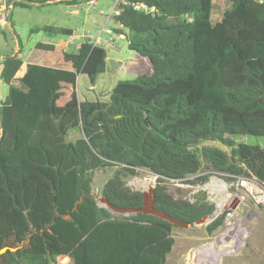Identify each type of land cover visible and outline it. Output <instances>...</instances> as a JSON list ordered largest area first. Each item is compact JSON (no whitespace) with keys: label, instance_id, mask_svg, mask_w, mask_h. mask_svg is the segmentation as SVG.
I'll return each instance as SVG.
<instances>
[{"label":"trees","instance_id":"1","mask_svg":"<svg viewBox=\"0 0 264 264\" xmlns=\"http://www.w3.org/2000/svg\"><path fill=\"white\" fill-rule=\"evenodd\" d=\"M126 2L115 33L147 37L129 41L136 77L117 83L107 101L82 102L76 93L80 74L94 84L106 72V46L86 40L59 51L38 43L27 59L19 52L2 60L8 96L0 106V247L9 249L0 264H168L177 226L99 207L92 185L101 170L119 168L101 192L114 207L142 208V193L125 178L144 169L158 176L155 208L192 224L215 205L203 191L193 201L176 199L166 180L205 184L214 173L230 185L241 176L264 185V147L231 138H264V2ZM80 129L83 137L69 142V132ZM227 214L206 226L208 236Z\"/></svg>","mask_w":264,"mask_h":264},{"label":"rangeland","instance_id":"2","mask_svg":"<svg viewBox=\"0 0 264 264\" xmlns=\"http://www.w3.org/2000/svg\"><path fill=\"white\" fill-rule=\"evenodd\" d=\"M255 1L264 2V0ZM56 6L44 5L39 9L34 8L28 11H22L25 9L16 8L14 14L12 12V28L8 23L4 26L0 22V45H2L5 52L10 53V49H5L7 48L5 47L7 43L9 44V48H13L14 52L16 51V40L18 45H21V51L24 54L22 59H27L31 53H34L35 46L38 43H44L48 39L53 40L56 37L55 33L53 34L40 29L49 24V22L63 21V18L67 14L66 7H61V5L59 7ZM19 11L23 12L24 15L20 23L17 24V12ZM76 11L74 17L78 21L79 34H82L85 29H89L94 37H99L102 32L100 30L105 26V23L104 19L97 16L98 9L88 8L86 0H83L82 8ZM88 14H91L92 18L94 17L98 21L93 23L91 17L87 19ZM219 15L220 11L218 9L213 10L212 18L214 20L218 19ZM113 26L110 23L105 28H111ZM32 30L39 31L33 32ZM2 32L6 34V39L3 37ZM127 32L128 40L119 41L116 38L114 47H104L107 52V69L105 73L96 78L94 84L91 83L87 75L80 74L78 76L76 93L79 100L82 102L107 101L110 97V92L117 83L133 80L136 77L135 74L129 72V68H131L136 56V53L130 49L129 41L144 42L147 35L137 34L132 31ZM106 35L102 33V42L107 41L105 40ZM3 90L2 101H5L8 96V88L4 87ZM82 137L81 129L73 130L69 132L67 140L69 142H75ZM231 138L237 143L264 147V138L243 135L231 136ZM208 144L223 148L220 144ZM118 169L109 168L95 173L92 191L101 207L107 206L101 198L102 188L114 176ZM157 178L158 176L151 172L139 169L137 176L126 177L125 182L134 191L148 193L152 187L157 185ZM192 179L190 178L189 180L191 181ZM190 181L166 180L164 185L176 199L193 201L198 192H206L208 201L215 205V217L220 216L222 211H224L227 194H233L232 185L222 179L221 175L214 173L211 174L209 181L205 184L191 183ZM245 204V207L242 206L243 208L236 212V216L230 217L232 212L228 213L224 225L213 236H208L206 233V224L194 225L190 228L175 227L173 229V237L176 242L173 251L168 256V264H195V258L199 253L205 252L203 246L207 242L214 243L211 244L212 247L209 252L208 264H219L221 257V264H264V208L256 205L252 200H248ZM220 208L222 209L221 212H219ZM111 211L114 216H129L128 214ZM6 249H9V247H4L2 252H5ZM11 250L15 252L14 248H11ZM62 260L63 258H60L58 262Z\"/></svg>","mask_w":264,"mask_h":264},{"label":"crops","instance_id":"3","mask_svg":"<svg viewBox=\"0 0 264 264\" xmlns=\"http://www.w3.org/2000/svg\"><path fill=\"white\" fill-rule=\"evenodd\" d=\"M82 1L83 0H79V2L76 3V4H67V3L59 4L61 2V0L60 1L58 0L55 3H52L50 1H48V2L44 3L41 6H38V5L34 4V5L30 6V8H24V7L12 6V3L8 4L7 0H1L0 1V22L4 26L7 25V20L6 21L4 20V16L5 15L8 16L10 11L13 12V14H14L16 8H22V9H25V10H22V11H28V10H31V9H34V8H38L39 9L40 7H42L44 5H54V6L57 5L56 7H59L61 5V7H64V8L66 7V12H67L65 18H63V21L49 22V24L45 25L41 29L53 27L55 29L64 30L65 33L64 34H60V35H56V37L53 38V40L52 39H48L47 41L44 42V44L53 45L59 51H61V50H64V51L75 50L84 42V40H86V38H87V40H89L90 38H94V36L91 34V31L89 29H85V31H83L82 34H79L80 29L77 26L78 21L75 20L74 16H75V14L77 12L76 10H79V9L82 8ZM91 2H93V4H91ZM86 4H87L88 8L91 7L93 9H98L97 16H99L100 18L104 19L105 26H107L110 23L114 25L113 21H109V20L107 21V16L112 12V9H113V0H105V1H102V0H86ZM13 14L11 15V22L13 21L12 20L13 19ZM23 15H24L23 12H20V11L17 12V16H18L17 24L20 23V20L22 19ZM90 17L93 20V23H96L98 21L94 17L92 18L91 14H88L87 19H89ZM218 17H220V15ZM16 26H18V25H16ZM115 28H118V27H116V25H114L113 27H111L109 29H112L114 31ZM102 29L100 31H102ZM125 34H126V31H123L122 35H119V34L115 33V31H114L112 36L105 34L106 35V39L105 40H108V39H110L112 37H114V39L118 38L119 41L125 40L126 39V35ZM15 42H16V51L15 52L13 51L14 50L13 48H9V44L8 43L5 45V47H7L5 49H7V50L10 49V51H9L10 53L5 52V50L2 48V45H0V60H1L0 74H1V70H2V60L6 57L5 55H8V54H9L8 56H12L13 54L14 55H18L19 52H20L19 57L21 59H22V57H24V54L21 51V45H18L16 40H15ZM24 73H25V66H22L21 70L17 74V77H22L24 75ZM4 87L7 88V86L5 84H3L1 79H0V106H1V103L4 102V101H2ZM242 206L245 207L246 204H240L239 203L237 197L234 195V190H233V194L232 193H228L227 194L226 200H225V206H224V211L225 212L230 213L232 211H239L240 209L243 208ZM221 210L222 209L220 208L219 212H221ZM224 211H222V213ZM211 244H214V243L213 242H207L203 246L205 248V252L204 253H199V255L195 258V264H208V258H209V254H210L209 252L211 251V247H212ZM208 245H209V247H208ZM193 259H192V261H193ZM221 261H222V257H221V260H220L219 264H221Z\"/></svg>","mask_w":264,"mask_h":264},{"label":"built area","instance_id":"4","mask_svg":"<svg viewBox=\"0 0 264 264\" xmlns=\"http://www.w3.org/2000/svg\"><path fill=\"white\" fill-rule=\"evenodd\" d=\"M93 4V2H91ZM127 5L126 0H113L112 12L107 16V21H113L121 13L124 6ZM136 10L140 9V5L134 6ZM4 20H7V16H4ZM105 33L107 35H112L113 31L108 28H103L99 37L90 38L89 40L94 45H101L106 47H114V38L108 39L106 42H102L101 35ZM234 195L237 197L240 204H245L248 200H252L256 205L264 208V185L259 183L254 176L250 177H238L236 181L231 184ZM237 211H232L230 217L236 216Z\"/></svg>","mask_w":264,"mask_h":264},{"label":"water","instance_id":"5","mask_svg":"<svg viewBox=\"0 0 264 264\" xmlns=\"http://www.w3.org/2000/svg\"><path fill=\"white\" fill-rule=\"evenodd\" d=\"M57 1L58 0H52L50 2L55 3ZM16 2L23 3V4H26L28 6H32L34 4L38 5V6H41V5L44 4V3H32V2H29L27 0H14L12 2V6H14V4ZM11 15H12V12L10 11V13L7 16V23L12 28ZM12 56H14V54ZM88 125H90V124H88ZM145 125L147 127H149V123H148L147 119L145 120ZM153 131L156 132L157 134L161 135V133H159L156 129H153ZM2 137H3V123H2V120L0 118V145H1ZM141 193H142V196H143V206L140 209H133V208L119 209V208H116L113 205H111L106 199H103V201L106 203V205H107L106 207L107 208H109L110 210L116 211L117 213L128 214L129 216H134V215H137V214H146V215L154 216V217L160 218L162 220H165V221L169 222L170 224L175 225V226L180 227V228H190V227H192L194 225H203V224L208 225L216 218L215 217L216 211H214L213 214H211L209 216H206L201 221L196 222L194 224L183 222V221H181V220H179L177 218H174V217H172V216H170V215H168V214H166V213H164V212H162L160 210H157L155 208L156 186L152 187L150 192H148V193L147 192H141ZM98 206L101 207L99 204H98ZM3 249L4 248L0 247V254H4L8 250V249H6L5 252H2Z\"/></svg>","mask_w":264,"mask_h":264},{"label":"bare ground","instance_id":"6","mask_svg":"<svg viewBox=\"0 0 264 264\" xmlns=\"http://www.w3.org/2000/svg\"><path fill=\"white\" fill-rule=\"evenodd\" d=\"M225 200V199H224Z\"/></svg>","mask_w":264,"mask_h":264}]
</instances>
